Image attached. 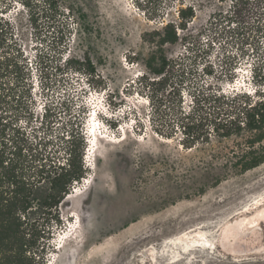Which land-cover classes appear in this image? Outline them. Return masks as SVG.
<instances>
[{
    "label": "rangeland",
    "instance_id": "obj_1",
    "mask_svg": "<svg viewBox=\"0 0 264 264\" xmlns=\"http://www.w3.org/2000/svg\"><path fill=\"white\" fill-rule=\"evenodd\" d=\"M53 1L56 9L47 7L43 0H0V18L6 31L2 49L11 54L19 48L28 62L24 86H31V98L18 101V110L24 117L32 108L33 118L30 124L22 120V128L31 134L40 127L45 105L55 117L52 125L40 129L41 136L49 138H45V147L43 143L38 146L45 150L43 155L48 154L47 159L63 161L60 137L70 117L82 121L86 151L93 121L90 116L92 111L97 114V132L102 138L96 159L87 160L88 149L83 157L84 176L94 174L84 205L94 199L96 185L125 199L124 203L119 197L104 202L111 217L122 215L119 226L105 235L106 243L118 250L113 264H136L135 253L190 226L211 221L217 223L212 230L218 234L223 228L233 229L236 218L223 220L264 196V162L245 171L235 166L238 157L249 149L246 135L219 138L211 131L207 142L184 148L179 129L167 136L170 126L160 122L171 115L164 110L153 113L151 102L138 91L137 77L148 73L146 59L156 56L157 64V56L163 52L181 59L186 70L191 69L194 77L183 85L261 97L264 0H249L248 6L235 12L231 0ZM188 6L194 9V16L185 29H177L182 40L160 47L153 32L169 21L179 22L178 8ZM51 20L54 29L49 27ZM57 30L67 36L63 48L57 45ZM67 56L89 57L100 75L95 84L98 89L87 86L83 73L64 69ZM255 67L257 77L253 78L251 70ZM13 75L17 76L13 72L3 78ZM173 82L179 83L177 79ZM187 97L184 93L185 108ZM15 108L8 111L11 117L18 111ZM152 118L162 134L154 129ZM254 148L260 149L258 143ZM91 162L93 166H89ZM81 181L83 178L74 182L69 192ZM65 196L56 210L60 226L53 224L51 232L45 233L49 235L45 264L54 257L55 264L67 262L70 246L58 250L56 240L60 232L77 222L72 205L64 203ZM254 213L239 215L237 220ZM135 237L141 240L134 242ZM220 254L218 249L210 253V264H219Z\"/></svg>",
    "mask_w": 264,
    "mask_h": 264
},
{
    "label": "trees",
    "instance_id": "obj_2",
    "mask_svg": "<svg viewBox=\"0 0 264 264\" xmlns=\"http://www.w3.org/2000/svg\"><path fill=\"white\" fill-rule=\"evenodd\" d=\"M43 2L47 7L56 9L53 0ZM231 2L233 12L249 4V0ZM24 4L28 6V1ZM177 11L179 22L169 21L153 32L160 47L166 43L181 41L182 37L177 29H185L188 19L194 16L192 6L178 8ZM31 17L35 24L33 16ZM49 23V27L54 29L53 20ZM4 26L5 23L0 18V49L6 42ZM57 32V45L60 44L63 48L67 36L60 30ZM7 53L3 49L0 52V264H45L49 238L45 233L51 232L53 224L60 226V219L56 215L58 204L72 184L86 173L83 164L86 143L81 129L82 121L72 120L70 117L67 129L62 131L60 137L63 161H51L46 157L48 154L43 155L45 150L42 151L38 146L43 143L45 147L49 138L41 136L40 129L45 125H52L55 117L49 114V105H45L41 114V126L32 130L31 134L22 128V120L30 124L33 118L32 108L25 112L27 114L24 117L21 116L22 111L18 110V101L25 102L27 98H31V86H24L28 62L19 48L11 54ZM154 57L156 56L145 60L148 73L137 77L138 91H143L151 102L153 113L164 110L171 115H165L162 120L167 121L160 122L170 126L168 137L173 135L175 128L179 129L183 134L182 146L192 148L199 142H207L211 131L219 138L246 135L249 149L238 157L234 162L235 166L245 171L264 162V94L253 99L248 93L241 91L225 92L221 88L212 87L191 88L190 84L183 83L194 75L191 69H185L181 59L168 57L162 52L157 56L155 64ZM64 63L65 70L83 73L87 86L98 89L95 84L100 75L89 57L67 56ZM256 70V67L251 70L253 78L257 77ZM13 72L17 76L3 78ZM205 72L210 74L211 71L206 69ZM173 79H177L179 83L174 84ZM261 79L264 82V76ZM184 93L188 95L187 108L183 106ZM14 105L18 111L11 117L12 112L8 114V111ZM150 122L160 132L154 118ZM256 143L260 149L254 148Z\"/></svg>",
    "mask_w": 264,
    "mask_h": 264
},
{
    "label": "bare ground",
    "instance_id": "obj_3",
    "mask_svg": "<svg viewBox=\"0 0 264 264\" xmlns=\"http://www.w3.org/2000/svg\"><path fill=\"white\" fill-rule=\"evenodd\" d=\"M92 120L89 125L92 132L88 143H91L94 149L92 152L91 147L88 149L87 160L94 161L102 136L99 131L97 132L100 128L97 126L98 122L96 124L95 118ZM90 165L93 166V162L89 163ZM93 178L94 174L84 176L81 184L65 196L64 203L72 205L70 209H73L72 216L76 217L77 223L65 228L63 234L60 232L61 235L56 240L58 250L67 244L70 246L67 249V262L63 264H113V258L118 253V250L106 243L105 235L119 226L118 218L122 215L117 213L111 217L112 214L108 213L109 208L104 202L119 197L121 203H124L125 199L119 195L115 196L106 187L96 185L94 199L88 205H84L92 190ZM252 212H255L252 216H244L237 220L239 215ZM235 218V222L232 223L234 228L228 231L223 228L220 234L212 230L217 227V223L211 221L185 228L176 235L166 237L160 243H152L141 249L133 255L135 260L133 262L210 264L209 254L218 249L221 251L219 264H264V196L246 204L240 211H236L223 221L224 223L227 220L234 221ZM139 240H141L139 237L134 238V242ZM56 262L57 259L54 257L49 264Z\"/></svg>",
    "mask_w": 264,
    "mask_h": 264
},
{
    "label": "clouds",
    "instance_id": "obj_4",
    "mask_svg": "<svg viewBox=\"0 0 264 264\" xmlns=\"http://www.w3.org/2000/svg\"><path fill=\"white\" fill-rule=\"evenodd\" d=\"M88 139H89V138H88ZM88 139H86V140L88 141ZM87 149H88V145H87L86 151H87ZM86 151H84V152H85V155H84L83 157L86 156Z\"/></svg>",
    "mask_w": 264,
    "mask_h": 264
}]
</instances>
